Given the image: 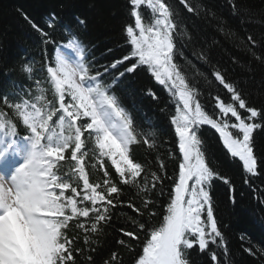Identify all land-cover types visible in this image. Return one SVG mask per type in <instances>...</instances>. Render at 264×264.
<instances>
[{
	"label": "snow or ice",
	"instance_id": "obj_1",
	"mask_svg": "<svg viewBox=\"0 0 264 264\" xmlns=\"http://www.w3.org/2000/svg\"><path fill=\"white\" fill-rule=\"evenodd\" d=\"M227 2L239 29L206 6L179 0L188 13L214 20L221 35L264 66V51H258L264 49V33L256 36L247 27H264V12L258 19L243 0ZM128 5L132 22L124 25L125 43L118 46H127L128 51L99 66L95 58L88 59V48L80 38L86 18L74 15L65 21L52 11L41 25L18 10L40 37V48L32 58H22L23 63L4 71L5 76L19 71L32 87L10 80L9 89L0 94V264H77L81 255L86 264H94L92 235L101 233L112 222L113 210L124 206L137 214L129 217L136 231L120 229L135 245L118 241L134 253L133 264H200L197 257L203 255L211 264H231L225 259L229 250L223 229L228 225L218 219L213 182L228 186L233 208L236 187L210 159L201 131L208 126L218 134L228 157L241 163L244 184L256 192L251 181L264 172V156L257 153L254 134L264 129V105H252L243 81L229 80L226 69L212 64L210 46L193 51L191 60L185 55L184 41L194 37L168 0H128ZM57 30L64 43L57 41ZM192 60L209 66L212 80L199 69L197 75L205 84L214 80L227 95L225 100L219 93H209L211 111L185 70V65L196 68ZM232 61L245 67L238 58ZM138 70L147 72L174 102L168 122L177 148L170 155L177 168L171 176L159 157L158 171H151L131 155L133 145L154 148L150 137L159 130L154 118L138 123L133 115L136 105L130 108L118 91ZM37 72L44 74V81L34 79ZM49 91L52 99L47 97ZM145 94L158 99L154 91L145 90ZM19 127L26 134L21 135ZM88 160L102 176L90 179ZM123 186L135 190L139 206L131 199H120L125 194ZM152 191L166 199L161 219L155 223L158 213ZM260 191L258 202L264 207V189ZM81 233L84 248L75 246ZM240 238L248 239L246 234ZM244 250L264 264V247L250 244ZM104 264L122 262L114 252Z\"/></svg>",
	"mask_w": 264,
	"mask_h": 264
},
{
	"label": "trees",
	"instance_id": "obj_2",
	"mask_svg": "<svg viewBox=\"0 0 264 264\" xmlns=\"http://www.w3.org/2000/svg\"><path fill=\"white\" fill-rule=\"evenodd\" d=\"M169 3L177 9L183 17V22L187 29L192 33L194 39L191 42L185 40L187 47L184 49L185 55L191 60V53L201 48L210 46L212 64L221 69H226V76L229 80L240 79L243 81V88L248 94L250 103L256 107L264 105V66L259 65L251 60L243 51L238 50L234 42L221 35L216 30V22L205 16H195L188 13L179 0H168ZM198 7H207L222 16L230 25L239 29L238 22L230 15L227 0H191ZM244 4L257 14L264 12V0H243ZM128 0H0V94L9 89V81L14 80L21 85L29 84V81L19 71H11L5 76L4 71L11 69L24 62L22 58L30 59L40 48V37L35 33L20 15L22 10L37 24H43L46 15L52 11L59 13L65 21H71L74 15L86 18V28L80 29V38L88 48V59H94V63L99 66L107 64L113 59L119 58L128 51V47H118L124 45L125 35L122 31L126 23H131L132 19L128 15ZM147 19L148 14L143 10ZM248 30L254 35L259 36L264 33V27L259 24L247 25ZM240 35H244L243 32ZM56 39L64 43L65 39L61 32L57 30ZM179 43V42H178ZM113 49L109 53L108 49ZM264 51V49H258ZM49 55L54 56L51 48ZM238 58L244 63L245 67L234 64L232 58ZM180 60L179 57H177ZM183 64V61H180ZM193 68L191 65H185V70L190 78L191 83H197V87L203 92L201 102L205 105L206 110H212V100L208 94L215 96L217 93L227 100L224 90L213 80L211 84H205L204 78L197 75L196 69L205 73L209 80H212L211 68L203 63H197ZM250 68L251 70H247ZM34 79L45 80L43 73H34ZM48 87L46 83L43 84ZM29 87H32L29 84ZM145 90L154 91L158 99L153 100L150 95L145 94ZM118 91L124 95L125 103L131 108L133 104L136 109L133 115L141 125L147 118H154L155 125L159 129L150 139L155 141V147L148 149L145 145H133L131 155L134 160L145 165L146 170L158 171V161L163 160L165 170L171 176L177 168L176 160L170 153L177 151L173 129L169 125L168 119L174 110V102L170 99L169 94L162 86L154 82L153 78L145 71L138 70L136 74L128 76L120 85ZM48 99H52V94L47 93ZM17 99V97H10ZM165 111L161 112L160 109ZM141 111L146 116L141 115ZM19 123V122H18ZM21 135L26 134L23 127H19ZM202 137L207 142L208 153L212 162L217 166L220 172L228 176L236 187L237 203L235 207L229 203L228 186L221 181L213 182V199L214 207L218 219L226 223L228 227L223 229L226 239L229 256L225 259L231 264H260L259 256H251L244 249L250 244L257 247H264V207L258 202L262 195L261 189H264V172L252 179L253 186L257 189L253 192L244 184V174L241 163L232 161L226 154V150L218 138V134L208 126H204L201 131ZM256 150L258 155L264 156V129L258 130L254 134ZM67 155V154H66ZM91 160L86 161L90 173V179L95 180L102 176L97 170L91 168ZM110 172L114 170L109 168ZM169 181L165 180L167 186ZM124 187V195L121 200L131 199L137 206L140 204V197L135 194V190ZM142 195V194H141ZM151 197L156 200L155 211L158 216L153 222L161 219L159 215L163 211L166 203L164 197H159L155 191L151 192ZM257 197V198H254ZM137 214L131 208L126 206L117 207L113 210V220L103 226L101 233L94 234L91 237L92 245L95 246V252L90 253L94 258V264H104V261L112 253H117L122 264H133L134 253L130 252L127 247L118 243L124 239L127 243L135 245V241L124 237L120 229L136 231L130 223L129 217H135ZM246 234L247 240L242 241L241 235ZM72 235V233H70ZM142 235V233H141ZM78 248L86 247L83 241V234L75 244ZM137 251L139 249L137 248ZM219 254V250H216ZM87 254V253H86ZM200 264H211L207 255L199 256ZM77 264H86L83 255L77 257Z\"/></svg>",
	"mask_w": 264,
	"mask_h": 264
}]
</instances>
